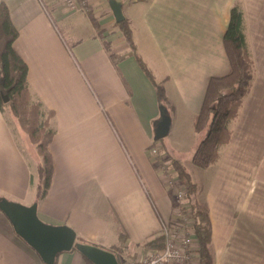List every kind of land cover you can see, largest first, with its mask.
Returning <instances> with one entry per match:
<instances>
[{
  "label": "crops",
  "instance_id": "crops-1",
  "mask_svg": "<svg viewBox=\"0 0 264 264\" xmlns=\"http://www.w3.org/2000/svg\"><path fill=\"white\" fill-rule=\"evenodd\" d=\"M0 1L17 30L12 47L27 65L32 95L54 111L53 173L37 215L114 251L121 243L120 264L123 254L148 251L142 244L174 215L179 186L169 159L183 163L177 155L191 156L203 136L192 120L209 78L229 70L223 33L240 5L255 79L216 163L190 175L208 207L213 264H264V0H88L95 25L87 10L54 0ZM122 18L163 84L170 146L152 143L162 104L116 24ZM37 160L15 118L0 110V197L33 203ZM85 258L71 248L53 264H88ZM42 263L0 210V264Z\"/></svg>",
  "mask_w": 264,
  "mask_h": 264
},
{
  "label": "trees",
  "instance_id": "trees-1",
  "mask_svg": "<svg viewBox=\"0 0 264 264\" xmlns=\"http://www.w3.org/2000/svg\"><path fill=\"white\" fill-rule=\"evenodd\" d=\"M85 10L93 20L90 10L87 7ZM93 24H96L94 20ZM116 24L130 52L154 85L160 104L164 105L163 84L155 79L139 54L130 23L126 18H122ZM16 36L17 30L11 22L8 8L0 1V110L8 108L38 157L35 174L31 175L30 180L35 181V202H39L48 191L53 173V161L48 145L54 134L51 122L54 111L44 107L39 98L32 99V91L27 80V65L12 47ZM223 45L229 61V70L225 74L209 78L200 110L192 120L193 131L203 136L194 148L191 160L194 165L201 168L212 166L218 160L220 148L230 140L231 124L238 117L255 79V63L248 44L244 13L240 5L231 7L229 21L223 33ZM104 46L109 57L115 62L118 59L117 54L111 52L108 43L104 42ZM1 90L7 96L6 101L1 95ZM152 143H158V140H152ZM169 165L178 186L184 188L183 196L174 201V204L183 206L178 219L190 222L197 241L198 264H213L208 207L203 199L197 197V185L186 166L177 158L169 159ZM123 236L124 233L120 235V239ZM76 240L91 242L78 235ZM163 243V235L159 233L142 245L148 250H156L160 249ZM114 249L122 253L121 243L115 245ZM85 261L93 264L87 258Z\"/></svg>",
  "mask_w": 264,
  "mask_h": 264
},
{
  "label": "water",
  "instance_id": "water-1",
  "mask_svg": "<svg viewBox=\"0 0 264 264\" xmlns=\"http://www.w3.org/2000/svg\"><path fill=\"white\" fill-rule=\"evenodd\" d=\"M4 100L7 96L1 90ZM170 128V116L165 106L160 107V116L154 124L153 138L159 140ZM36 202L22 204L0 197V210L10 220L14 231L26 241L46 264H53L56 255L73 246L94 264H120L118 254L109 247L94 242L76 240V233L67 224H50L42 221L36 211Z\"/></svg>",
  "mask_w": 264,
  "mask_h": 264
},
{
  "label": "built area",
  "instance_id": "built-area-1",
  "mask_svg": "<svg viewBox=\"0 0 264 264\" xmlns=\"http://www.w3.org/2000/svg\"><path fill=\"white\" fill-rule=\"evenodd\" d=\"M42 0H40L41 2ZM68 10L88 8V0H54ZM158 148L153 146L149 154L156 157ZM184 188L175 189V199L183 196ZM182 205H176L173 217L164 223L162 228L163 246L160 249L148 250L138 258L122 256V264H198L197 241L188 221L180 220ZM184 219V218H183Z\"/></svg>",
  "mask_w": 264,
  "mask_h": 264
},
{
  "label": "rangeland",
  "instance_id": "rangeland-1",
  "mask_svg": "<svg viewBox=\"0 0 264 264\" xmlns=\"http://www.w3.org/2000/svg\"><path fill=\"white\" fill-rule=\"evenodd\" d=\"M6 96V95H5ZM3 97V96H2ZM31 97H32V99H34V96L33 95H31ZM4 101H6V100H4ZM162 106H164V105H162ZM5 111L7 112V113H10L9 112V110H8V108H5ZM8 115V114H7ZM202 135V134H201ZM172 137H173V133L172 132H169V134H167L165 137H163L162 139H160V140H158V142H160V141H163V143L166 145V146H170V144H169V142L170 143H172ZM175 140V139H174ZM175 142H176V140H175ZM199 142V141H198ZM189 151H186L185 152V154H180L179 153V155H177V157H179L182 161H183V163H184V165L186 166V168L189 170V172H191V174H193V178H197V173H199V171H200V169H201V167H198V166H196V165H194L193 163H192V160H191V156H190V153H188ZM123 256H126V257H128L129 255H124L123 254Z\"/></svg>",
  "mask_w": 264,
  "mask_h": 264
}]
</instances>
